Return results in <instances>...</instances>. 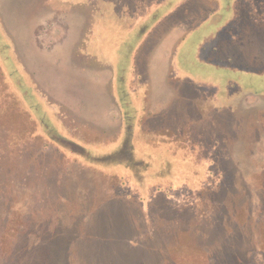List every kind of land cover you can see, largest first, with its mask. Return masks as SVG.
<instances>
[{"label":"rangeland","instance_id":"374dc122","mask_svg":"<svg viewBox=\"0 0 264 264\" xmlns=\"http://www.w3.org/2000/svg\"><path fill=\"white\" fill-rule=\"evenodd\" d=\"M234 1L219 0L215 24L176 38L170 60H145L134 79L139 35L208 2L0 0V264H105L114 256L100 246L121 225L123 240L145 245L128 264H264V45L246 41L250 28L264 32V14L240 16V40L227 31L214 49L228 66L202 61ZM105 15L134 21L116 71L103 65L110 54H92L97 43L83 44L98 42ZM146 64L160 83H142ZM162 137L198 146L211 175L192 174L188 189L186 165L159 155Z\"/></svg>","mask_w":264,"mask_h":264},{"label":"crops","instance_id":"0c3cea01","mask_svg":"<svg viewBox=\"0 0 264 264\" xmlns=\"http://www.w3.org/2000/svg\"><path fill=\"white\" fill-rule=\"evenodd\" d=\"M191 1L193 0H185L183 4L187 6L189 2ZM205 2H208V3L202 4V5L193 4V5H189L187 7L182 8L185 11L184 14H182L181 16L178 15L180 16L179 18H173L172 20H169V15L171 13L169 14L166 13L160 19H158L157 22H155L152 25V29H149L145 34L139 35V36H142V38H141L139 45H137V47L132 50L133 57L130 62V63H133L132 69L134 71L131 70V75L135 76L134 79H138L137 76H140L141 74L139 71H137L138 69L141 71L145 70L143 69L145 67V64H144L145 60H147L146 63L147 62L155 63L158 59L157 57H162L164 60H170V57L172 58V55H174L175 49L177 47L176 38L180 40L179 41L180 43L183 40V38H185L187 35L191 34L192 32L196 31L198 28L203 26L205 23L207 22L209 23L210 20H211V24L216 23V22L212 23L214 20L211 19L210 14L219 7V0H205ZM213 5L215 6L214 9H212ZM232 11H233V8H232ZM103 20H105V24L101 27L100 33L96 34V35H102L98 39V42L94 39L95 43L93 44L92 41L91 42L89 41L90 38L88 39V35H87V40L83 39V44L84 46L86 45L87 47H91L97 43V46H94L95 50L94 52H92V54H101V55L103 54L106 57L108 54H110V56L108 55L109 62H107V64L106 62H103V65H105L106 68H109V66L111 67L112 65L113 69L116 71V68H117L116 64L118 61L119 54L117 55L116 53L117 51L114 52V50H118L120 45H122V43H125V41L128 40V37H126V35L128 34V32H130L131 28L134 26L133 24L134 21L131 22L132 23L131 27H129L130 22H129L127 15H124L123 17L121 15L120 16L111 15L109 17L105 15ZM231 20H232L231 17L227 21L225 19L221 20V23L219 24L216 31L214 32L215 35L214 34L211 35L212 39H214V36H215L214 44L206 48H205V45L203 46V48H205L206 51L204 52V59L202 58V61L207 63L209 66L213 65L215 67H220V66L222 67L223 64H226L228 66V63H226V61H224L222 58L219 59L218 56L215 57V59H213V51L216 48L215 50L218 54L217 50H220V47L222 48L224 46V40H225V37L228 35V32H230L229 36H231L232 41L237 36H238L237 40H240L242 31L232 30V33H231V31L227 29V25L229 24V22H231ZM166 21L169 22V25L174 26V27L179 26L180 23H182L183 26L180 29H178L179 36H176L174 32L172 31V28L174 27L169 29L167 26L165 35H163L161 40L158 42L159 38H157V34L155 33L157 31L156 30L157 26L159 25V23L160 24L164 23V25H166ZM177 21H180V23H177ZM129 28L130 30H128ZM262 33L264 34V32ZM262 33L256 32V30H253V28H250L246 35L247 37L246 41L250 42L252 39H255L257 43L263 42V45H264L263 39H258V34L261 35ZM90 36L91 35H89V37ZM206 40L207 39L203 40L200 44L205 43ZM156 44H157V47L161 45L163 47L161 51L165 50L167 54L160 55L161 52L156 51V48H157ZM262 53H264V49ZM262 53L258 50L255 58L257 62H262L264 64V58L258 55ZM103 59L105 60L104 57ZM149 65L146 64L147 73H146V76H143L145 80H143L142 83H147V84L160 83V81H158L159 78L155 75V73L153 72L150 73ZM153 67L154 65L152 64L151 70L153 69ZM152 75L153 77H151Z\"/></svg>","mask_w":264,"mask_h":264},{"label":"trees","instance_id":"16d2710c","mask_svg":"<svg viewBox=\"0 0 264 264\" xmlns=\"http://www.w3.org/2000/svg\"><path fill=\"white\" fill-rule=\"evenodd\" d=\"M141 3L143 5L145 2H141ZM259 14L260 15L264 14V0H236L234 5H233L232 20L227 25V29L234 30V31H238V30L242 31L243 28L240 29L239 26L243 25V27H244L245 25H247V23H249V21H248L249 18L251 20H254L255 18H257L259 16ZM240 16H247L245 18L247 19L248 22L245 23L243 21V23H241L240 21H238L239 20L238 18H240ZM139 128L141 129V127H139ZM141 130H136V132L133 136V141H134L135 137L137 136V134L141 133ZM152 138L155 139V137H152ZM157 141L159 142L160 145L157 144L156 142H150L149 143V141H147V143L144 146H147L148 148H150V146L157 148L159 145V147L157 148L159 150L158 152H160L159 155H162L163 157L173 158L174 160L172 162L174 164L177 163V162H174L175 160H177L181 163V165H186V166H184V167L182 166V167L184 169H187V175L189 176L188 184H187L188 189L194 187L193 183H194L195 179L191 178L192 174H195L196 172L198 174L205 172V174L211 175L212 170H213L212 167L214 165L212 163V161L210 160L209 163H206L204 159H200V160L195 159L196 155L199 156V152L201 151V150H198V146H194L193 149H190L189 147H187V146L185 147L183 145H182L183 147H180V145L178 146L179 142H177V141H173V143L171 145L167 146L166 142L169 143L170 140H168L167 138H164V137L158 139ZM136 142L137 141H135V143ZM152 149H154V148H152ZM203 153H204V151H203ZM203 157H205V156H203ZM205 158H207V157H205ZM177 164L180 165L179 163H177ZM158 181L162 182V180H158ZM120 185L125 186L126 183H124V184L121 183ZM134 192H135L134 188L128 186V189L125 191V193L127 195H123V196L127 199L133 200L135 198L132 197L133 196L132 194L136 193V192L135 193ZM141 192L143 193L144 191H141ZM142 200L143 199L138 194V198L136 197V202L138 201L139 203L140 202L142 203ZM125 230H126V226L121 225L120 228L118 229V234L116 235V241L111 240L108 243V245H106V246L101 245L100 246V250H102L105 253L109 252L110 255H113L115 257V258L110 257L112 259H108V256H109L108 255L107 260L105 261V264H128L127 263L128 261L124 257L134 258L136 261L140 260L139 253L141 251L145 250V245L144 244L143 245L134 244L133 246H131V244H129L130 242L123 240L122 232ZM120 237H122L121 241H120ZM95 245L96 244H93V243L91 244V248L93 250L95 248L94 247ZM95 249L97 250V248H95ZM96 255H99L98 250H97ZM11 263L17 264L15 261L14 262L11 261ZM133 264H135V262ZM137 264H140V262H137ZM141 264H145V263H141Z\"/></svg>","mask_w":264,"mask_h":264}]
</instances>
